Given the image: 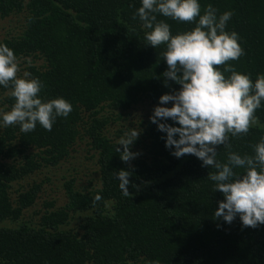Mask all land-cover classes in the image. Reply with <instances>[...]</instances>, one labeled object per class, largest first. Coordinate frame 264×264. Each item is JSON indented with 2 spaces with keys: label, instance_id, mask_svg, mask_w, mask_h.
<instances>
[{
  "label": "trees",
  "instance_id": "trees-1",
  "mask_svg": "<svg viewBox=\"0 0 264 264\" xmlns=\"http://www.w3.org/2000/svg\"><path fill=\"white\" fill-rule=\"evenodd\" d=\"M200 2L202 10L211 4L218 14L233 12L227 29L239 34L245 55L229 63L253 80L264 74V0ZM139 6V0H0V21L24 14L19 34L0 42L25 59L24 72L42 81L44 98L63 97L73 106L51 131L0 129V264H264V224L214 218L224 199L207 179L214 169L194 155L174 157L150 117L132 114L180 87L171 80L165 86L163 46L145 43V30L133 19ZM167 22L174 34L192 26ZM10 92L0 87L5 111L14 103ZM255 115L249 133L230 141L242 155L264 136V105ZM132 131L139 132L130 145L136 156L125 162L117 143ZM79 142L92 151L98 182L88 180L86 190L66 181L63 206L44 202L37 219H25L44 182L33 181L14 199L12 184L65 162ZM217 151L225 161L227 149ZM120 169L131 173L127 197L114 178ZM74 216L78 227L66 228Z\"/></svg>",
  "mask_w": 264,
  "mask_h": 264
},
{
  "label": "clouds",
  "instance_id": "clouds-1",
  "mask_svg": "<svg viewBox=\"0 0 264 264\" xmlns=\"http://www.w3.org/2000/svg\"><path fill=\"white\" fill-rule=\"evenodd\" d=\"M139 3L133 19L141 22L147 45L163 46L165 86L169 80L180 85L159 97L150 117L166 134L165 147L176 158L194 155L202 166L214 169L207 179L224 197L218 201L214 218L231 224L239 216L244 227L252 228L264 224V136L243 155L232 150L230 142L249 133L258 122L256 111L264 105V74L253 80L229 63L245 55L239 34L227 29L233 12L218 14L211 4L202 10L200 0ZM168 19L192 26L174 34ZM18 72L14 50L0 42V87L10 88L14 100L7 111L0 109V129L18 126L21 132L30 133L39 125L51 131L58 118L69 116L72 104L63 97L44 98L42 81L29 72L23 76ZM138 135V131L126 133L117 143L123 146L116 148L123 161L135 158L130 145ZM221 145L227 149L223 162L217 159ZM130 175L126 169L114 173L125 197L130 195ZM101 199L99 194L94 197V201Z\"/></svg>",
  "mask_w": 264,
  "mask_h": 264
},
{
  "label": "rangeland",
  "instance_id": "rangeland-1",
  "mask_svg": "<svg viewBox=\"0 0 264 264\" xmlns=\"http://www.w3.org/2000/svg\"><path fill=\"white\" fill-rule=\"evenodd\" d=\"M24 14L12 15L4 20L0 21V39L9 35L19 34L21 27L23 25ZM27 62L34 64H41L42 61H32L31 58H26ZM19 76H23L26 63L25 59H19ZM171 102L169 103L170 106ZM154 105H143L137 106V110H134L132 114L136 118H147L151 117L153 114ZM0 109L5 110V106L0 103ZM135 122V121H133ZM113 131V129H112ZM115 131V129H114ZM96 160L92 156V151H90L87 145L79 142L74 146V150L71 152L70 157L63 163L56 167L43 168L41 171L36 172L34 175L28 177L20 183L12 184L11 197L14 199L17 195L19 189H26L28 185L34 182H44L42 192L40 193L38 199L36 200L34 206L27 209L25 214V219L32 218L37 219L39 214H35L42 210L44 202H52L57 207L63 206L65 203V193H64V183L68 180H75L76 188L87 187L88 180L92 179L94 183L98 182L96 177ZM86 190H89L87 187ZM80 223V216H74L70 220L66 228H77ZM3 225L11 226V223L4 222ZM142 264V263H139Z\"/></svg>",
  "mask_w": 264,
  "mask_h": 264
}]
</instances>
